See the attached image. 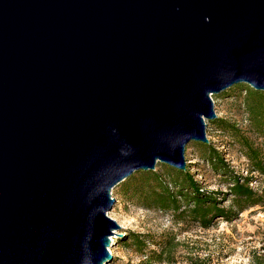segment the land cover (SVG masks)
Wrapping results in <instances>:
<instances>
[{
  "label": "water",
  "instance_id": "95a60500",
  "mask_svg": "<svg viewBox=\"0 0 264 264\" xmlns=\"http://www.w3.org/2000/svg\"><path fill=\"white\" fill-rule=\"evenodd\" d=\"M240 83L264 0H0V264H109L114 187L185 170Z\"/></svg>",
  "mask_w": 264,
  "mask_h": 264
},
{
  "label": "rangeland",
  "instance_id": "374dc122",
  "mask_svg": "<svg viewBox=\"0 0 264 264\" xmlns=\"http://www.w3.org/2000/svg\"><path fill=\"white\" fill-rule=\"evenodd\" d=\"M240 88L232 86L212 96L216 113L218 117L236 122L256 144L264 146V138L250 129L248 113L243 105L244 92ZM207 123L209 142L223 152L237 173L247 175L249 160L240 146L217 130L210 120ZM195 142L191 141L186 146L187 167L206 191L228 192L230 184L214 174ZM161 164L157 163V170H161ZM253 177L252 187L261 188L262 177L257 172ZM112 196L116 203L108 214L121 226L115 233L122 236H111L109 250L113 260L109 264H193L196 258L204 259L206 264H254L257 255H264V205L243 211L233 221L217 219L209 228H204L195 222H179L170 211L148 209L128 202L120 195L118 185L114 187ZM229 203L226 201L225 205ZM134 234L145 240L147 254L168 245L171 262L149 260L146 253L142 254L133 245L126 247L128 242L124 244L123 241H128Z\"/></svg>",
  "mask_w": 264,
  "mask_h": 264
},
{
  "label": "trees",
  "instance_id": "16d2710c",
  "mask_svg": "<svg viewBox=\"0 0 264 264\" xmlns=\"http://www.w3.org/2000/svg\"><path fill=\"white\" fill-rule=\"evenodd\" d=\"M244 92L243 105L248 113L250 129L264 138V91L256 90L246 84H237ZM217 130L225 133L243 150L249 160L247 175L237 173L224 157L223 152L211 142L196 141L202 158L208 163L214 174L229 185V191H206L187 167L177 169L162 163L161 170H139L119 186L120 195L128 202L148 209L170 211L179 222L190 221L209 228L217 219L233 221L243 211L258 205H264V146L256 142L236 122L217 117L210 120ZM262 177V187L254 189L253 173ZM230 201L229 205H225ZM126 247L134 246L149 260L171 262L168 245L159 251L147 254L145 240L134 234L124 240ZM193 264H206L204 259L196 258ZM254 264H264V255H257Z\"/></svg>",
  "mask_w": 264,
  "mask_h": 264
}]
</instances>
